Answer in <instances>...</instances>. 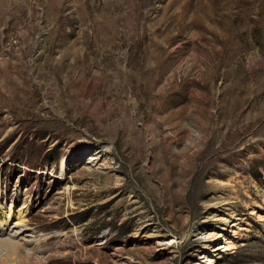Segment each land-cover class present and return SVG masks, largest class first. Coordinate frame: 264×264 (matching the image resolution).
I'll return each instance as SVG.
<instances>
[{
  "label": "rangeland",
  "instance_id": "rangeland-1",
  "mask_svg": "<svg viewBox=\"0 0 264 264\" xmlns=\"http://www.w3.org/2000/svg\"><path fill=\"white\" fill-rule=\"evenodd\" d=\"M0 212L3 264H264V0H0Z\"/></svg>",
  "mask_w": 264,
  "mask_h": 264
},
{
  "label": "bare ground",
  "instance_id": "bare-ground-1",
  "mask_svg": "<svg viewBox=\"0 0 264 264\" xmlns=\"http://www.w3.org/2000/svg\"><path fill=\"white\" fill-rule=\"evenodd\" d=\"M90 159H91L90 160L91 162H94L97 158L95 159L91 157ZM253 214L254 213H252V215ZM9 217H10L9 215L7 216L1 215V212H0V264L4 263V261L3 263L1 261L3 257L10 256V257L16 258L18 253L24 252V245L26 244L24 243L23 240H21V235L17 234V230L12 231V234H8V235H6V233L4 232L2 225L6 226L7 224L6 220H8ZM235 225L236 224H233V226ZM13 226L14 228H17V229H21L22 227L25 226L24 221L21 216L17 217V221L13 223ZM209 236H212V235H209ZM34 253H36L35 250L32 252L25 250L24 255L26 259H30L34 256Z\"/></svg>",
  "mask_w": 264,
  "mask_h": 264
}]
</instances>
